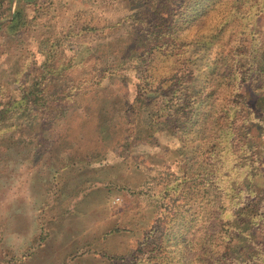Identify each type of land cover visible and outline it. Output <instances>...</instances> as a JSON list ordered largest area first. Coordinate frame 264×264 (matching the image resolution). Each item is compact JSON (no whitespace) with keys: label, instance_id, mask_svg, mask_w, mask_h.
<instances>
[{"label":"rangeland","instance_id":"374dc122","mask_svg":"<svg viewBox=\"0 0 264 264\" xmlns=\"http://www.w3.org/2000/svg\"><path fill=\"white\" fill-rule=\"evenodd\" d=\"M1 1L0 264H175L180 245L153 258L145 244L156 225L164 244L184 233L203 175L221 197L216 243L231 229L229 257L264 264V109L255 160L209 129L264 76V0ZM192 50L200 99L177 111ZM213 63L231 79L213 83Z\"/></svg>","mask_w":264,"mask_h":264},{"label":"trees","instance_id":"16d2710c","mask_svg":"<svg viewBox=\"0 0 264 264\" xmlns=\"http://www.w3.org/2000/svg\"><path fill=\"white\" fill-rule=\"evenodd\" d=\"M2 5L3 3L0 0V23H3L4 21L2 18V14L4 12L2 10ZM9 9L11 8H8V10ZM6 22L9 24L8 29L11 33L18 32L23 26H25L27 21L22 7L17 6L14 12L8 16ZM173 24L174 19L169 22V26L167 28L170 29L169 34L171 36H173V33L171 31ZM194 53L195 51L192 50L189 56L184 57L183 61L184 63H188L190 65V68H188L189 74H186V83L188 82L189 84L187 90L191 91L192 96H189V93L185 91L182 92L181 96L178 98L179 103L177 106V111H188V108H193L195 104L199 103L200 96H197L198 89L195 88L198 75L195 74L198 73L200 60L199 58H193ZM208 54L209 53H207V55ZM209 59L210 58H208V60ZM225 65V68H219L213 63V66L211 68L213 83L215 82L216 78L226 79L228 81L231 79V76H229L232 75V70L230 69L231 67L227 64ZM215 73L217 74L215 75ZM263 79L264 76L262 72H257L256 74H254L252 77V81L248 84V86H245L247 87L245 94L242 96H238V98L235 99L236 104L234 106L235 109L233 115L230 116L228 114V110L223 113V109H221L217 112L216 116H213V120L209 127V129L212 127L210 129L211 132L215 130L216 133H218L220 129H230L233 135L231 141L235 146L234 148L236 149L244 146L245 151L249 154L248 158L251 157L253 158V160H255L253 155H255V148L257 147V128L255 124H257V116L261 117L259 112L264 109V106L262 104L264 100V86L261 84L264 81ZM212 93L214 92L212 91ZM255 93H257L258 95H256ZM207 94L210 95L211 92L208 91ZM206 97L207 96H205V98ZM223 99L227 100L228 98ZM213 102L214 112L216 113L218 107V99H215L214 97ZM178 124L179 120L177 119L173 126ZM200 165L201 170L207 169V163L205 165L204 163H201ZM209 165L211 167V164ZM252 165L253 164H250V166ZM208 180L209 178H206L203 175V179L200 181L202 192L199 209L193 212L188 220H185L183 211L180 214L181 216L178 218V221H185L187 223L184 233L179 234L175 232L174 240L170 243L169 240H167L166 244H164V241L160 239L161 236L156 235V233L160 232V226L156 225L155 227H153L151 232V237L153 238L145 244V246L149 245L148 247L151 257H158L159 253L161 254L162 249L165 248H168L167 250L172 252L174 250L172 248H176L180 245V258L176 260L175 264H244L243 260H234L232 256L229 257V247L231 240H233V232L231 231V229L230 232L228 229H226L228 233V240L226 242L223 241L222 238L221 242L219 243H216L215 241V235H222L221 229H223L219 222L220 213L218 212V206L221 201V197L218 194H211V189L206 186L209 185L207 182ZM187 187L188 189H191V185H187ZM189 205H191L190 202H186L185 204H183V207L188 210ZM196 221H199V226L194 230L191 224H194ZM198 233L200 234L199 238L197 237ZM141 253L143 254L144 250L143 248L139 247L131 255V261L138 259ZM223 259L225 261H223ZM171 262H173V259L168 258L166 264H169ZM155 264L159 263L156 262Z\"/></svg>","mask_w":264,"mask_h":264}]
</instances>
